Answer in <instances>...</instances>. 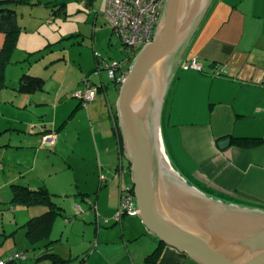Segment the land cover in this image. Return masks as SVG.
<instances>
[{"label": "crops", "instance_id": "1", "mask_svg": "<svg viewBox=\"0 0 264 264\" xmlns=\"http://www.w3.org/2000/svg\"><path fill=\"white\" fill-rule=\"evenodd\" d=\"M105 2L5 4L21 16L26 8L33 20L45 15L46 23L28 36L27 24L18 22L15 46L23 40V54L17 55L11 79L5 72L0 78L6 87L0 92V203L6 206L0 210L11 209L0 216V232L25 231L27 221L41 214L43 205L11 203L13 186L45 188L61 216H78L86 228L73 247L57 250L58 255L72 264H150L158 238L138 215L112 220L119 189L133 184L116 113L120 85L108 79L95 56L98 52L112 60L106 52L112 32L103 18ZM81 22L86 30L79 27ZM4 40L0 32V50ZM119 49L127 71L131 63ZM193 57L202 70L179 66L166 95L164 153L178 174L203 194L264 210V0H213L181 61ZM23 74L42 78V88L20 90ZM84 81L98 91L81 104L72 93ZM44 134H55V142L44 145ZM226 139L230 143L220 148ZM76 206L83 208L81 213ZM152 264L197 263L164 245Z\"/></svg>", "mask_w": 264, "mask_h": 264}, {"label": "water", "instance_id": "2", "mask_svg": "<svg viewBox=\"0 0 264 264\" xmlns=\"http://www.w3.org/2000/svg\"><path fill=\"white\" fill-rule=\"evenodd\" d=\"M213 0H165L152 40L129 65L116 100L138 216L165 245L197 264H264V210L225 203L169 163L160 118L179 64ZM229 139L219 143L223 148Z\"/></svg>", "mask_w": 264, "mask_h": 264}, {"label": "built area", "instance_id": "3", "mask_svg": "<svg viewBox=\"0 0 264 264\" xmlns=\"http://www.w3.org/2000/svg\"><path fill=\"white\" fill-rule=\"evenodd\" d=\"M164 3L165 0H106L103 18L111 29L112 40H120L122 50L125 53V60L131 62L139 50L152 40ZM95 56L99 61V67L106 71L108 79L120 85L127 72L122 69L123 61L101 58L98 52H95ZM179 66L183 69L202 70L201 64L194 57L181 61ZM97 91V87L84 81L72 95L81 104H85L95 97ZM55 139V134H44L42 143L51 145L55 142ZM88 203L91 210L96 212V205L90 201ZM76 210L81 212L79 206H76ZM125 215H138L135 196L130 186L119 189L118 207L112 219L118 223ZM18 259H24V255L12 252L7 259H0V264H8Z\"/></svg>", "mask_w": 264, "mask_h": 264}, {"label": "trees", "instance_id": "4", "mask_svg": "<svg viewBox=\"0 0 264 264\" xmlns=\"http://www.w3.org/2000/svg\"><path fill=\"white\" fill-rule=\"evenodd\" d=\"M16 3L22 2L23 0H12ZM8 0H0V32L5 35L4 44L0 50V78L3 66L6 63V59L9 58L13 48L15 47L16 37L20 32V25L17 21V12L14 8L5 5ZM49 47V46H47ZM45 48L44 51H47ZM36 53H40L36 52ZM43 79L40 77H34L28 74H23L20 78V90L24 92H32L41 89L43 86ZM132 188V187H131ZM133 191V189H132ZM11 203H18L26 206L31 205H43L46 206V210L38 216L30 218L24 225L25 236L27 241L32 245L33 249L48 248L50 244L55 243L57 240H50V230L57 216L61 215L59 207L56 206L55 202L52 200V194L48 192L47 189L41 188L37 190H30L21 186L12 187V199ZM40 241L43 242V246L37 245ZM165 244L158 240V246L149 256L148 262L152 264L157 256L159 255L161 248ZM39 250V251H40ZM43 250V249H42ZM24 255V254H23ZM25 258V256H24ZM0 259H2L0 257ZM37 260L48 259L51 264H70L71 259L63 258L57 253L53 252H42L37 254ZM23 260V259H18ZM83 259H80V262ZM17 260L9 262L8 264H16Z\"/></svg>", "mask_w": 264, "mask_h": 264}, {"label": "rangeland", "instance_id": "5", "mask_svg": "<svg viewBox=\"0 0 264 264\" xmlns=\"http://www.w3.org/2000/svg\"><path fill=\"white\" fill-rule=\"evenodd\" d=\"M18 13H17L18 14V17H17L18 22L23 23V24L25 22L27 24L28 30L30 32V33H27L28 36H30L32 34V32L37 31L36 29L40 28V26H42V25H40L41 23H43V24L46 23L45 19H44L45 15L41 16L42 17L41 19L37 18V20H33L32 18H30L26 8H25V11H24L22 16L20 15L19 11H18ZM32 22H34V23H32ZM82 24H80L79 27L86 30L84 24L83 25ZM76 27H78V26L77 25L73 26L74 29H76ZM45 28H46V25L41 27V29H43V30H46ZM20 34L21 35L25 34V32L22 31ZM28 42L29 41H26V44ZM23 46H24L23 40H20L19 44L17 43V45L13 48L14 52H11L9 58L5 60L6 63L3 66L1 75H3L4 72L7 73V80L11 79V77L14 73V68H15L14 66L16 64V60L18 59L17 55L19 54L21 56L23 54V52H21ZM119 48H121V42L119 39H113L111 46L106 47V52L108 53V55L110 54V57H112V60L119 61V59H121L123 57ZM103 57H104V55H103ZM131 62H132V60H131ZM4 89H6V87L2 84V80L0 79V92H1V90H4ZM167 98H169V97H167ZM167 98L165 97L166 102L163 105L162 114H161L162 117L160 118V130H161L162 139H164V132H165V120H164L163 113H164L165 108L167 107ZM3 194L4 193H2V195ZM3 199H6V198H3ZM2 202H7V200H5V201L2 200ZM0 206H6V203H0ZM40 208H41V210H40V212H38V214H40L46 210L44 206H42ZM81 209L83 210L82 207H81ZM9 211H11V209L7 208V207L5 209H3L2 211L0 210V216L3 213L4 214H6V213L11 214V212H9ZM77 213H81V212L77 211ZM77 213H75V215H77ZM20 215H22V213ZM5 216L7 217V215H5ZM71 221L73 223H70ZM79 221H80V217H78V216H75L72 218L63 217L61 215L57 216V218L54 220V223L52 226V231L50 233V238H49L50 240L51 239H56V240L58 239V241L55 242L56 245H54L55 243L50 244L51 248L54 247L55 250L50 249L49 246L47 249H46V247L42 248L43 250L33 249L32 245L26 239L24 230H21V232H20V230L19 231L16 230L18 232H14L13 235H10V233L3 234L0 232V257L5 260L8 258L10 253L18 252L19 254H24L25 258L23 260H17L16 264H51V261L48 259L37 260L36 259L37 254H41L42 252L56 253V251L59 249L64 251L66 249V246H68V245H72V247H73L75 242L79 241L82 238V233H83L82 231L86 230V228H83L82 226L79 225ZM90 224H91L90 222L87 223V225H90ZM8 227H9V229H11L9 223H8ZM86 233H88V231ZM84 235H85V232H84ZM68 236H69V241L67 242L66 239ZM43 242H45V241H40L37 245L41 244V246H43L44 245ZM70 264H72V262Z\"/></svg>", "mask_w": 264, "mask_h": 264}]
</instances>
